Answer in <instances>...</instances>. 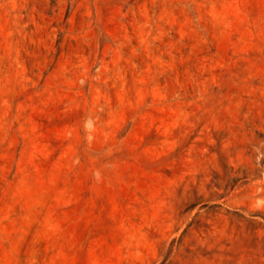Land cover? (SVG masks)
Listing matches in <instances>:
<instances>
[{
  "label": "rangeland",
  "instance_id": "374dc122",
  "mask_svg": "<svg viewBox=\"0 0 264 264\" xmlns=\"http://www.w3.org/2000/svg\"><path fill=\"white\" fill-rule=\"evenodd\" d=\"M0 264H264V0H0Z\"/></svg>",
  "mask_w": 264,
  "mask_h": 264
}]
</instances>
